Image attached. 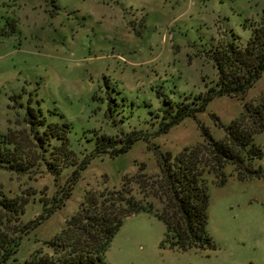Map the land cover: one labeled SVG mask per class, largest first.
I'll return each instance as SVG.
<instances>
[{"label": "rangeland", "instance_id": "obj_1", "mask_svg": "<svg viewBox=\"0 0 264 264\" xmlns=\"http://www.w3.org/2000/svg\"><path fill=\"white\" fill-rule=\"evenodd\" d=\"M262 17L264 0H0V133L11 130L31 145L22 119L30 106L59 124L74 158L88 159L70 197L22 235L6 264H24L44 247L86 191L120 188L123 177L139 171L157 174L158 153L173 159L202 141L201 126L212 139L223 137V126L240 115L244 102L256 104L264 96V67L243 97L213 96L195 116L165 132L160 128L178 105L202 102L216 82L211 49L222 38L243 47ZM252 140L263 153L255 162L261 176L238 179L229 163L222 184L213 172L204 173L205 230L213 247L172 248L164 239L165 222L152 210H139L123 218L105 262L264 264V130ZM49 144L46 158L61 139ZM26 151L31 159L37 155L34 148ZM74 167H62L61 184ZM129 185L137 199L144 197L137 182ZM55 187L43 163L24 173L0 167V198L34 193L27 195L24 223L44 212L40 199L48 202ZM146 199L162 207L155 197Z\"/></svg>", "mask_w": 264, "mask_h": 264}, {"label": "trees", "instance_id": "obj_2", "mask_svg": "<svg viewBox=\"0 0 264 264\" xmlns=\"http://www.w3.org/2000/svg\"><path fill=\"white\" fill-rule=\"evenodd\" d=\"M216 68V82L211 85L204 100L196 106L189 103L178 105L175 114L162 124L165 132L173 124L188 115H194L204 108L211 97L227 94L243 97L246 90L260 77L264 67V17L252 25L251 33L243 47L232 39L222 38L218 46L211 49ZM28 123L27 140L14 136L11 130L0 133V167L11 172H30L39 162L47 166L57 188L49 201L44 203V212L29 223L21 220L24 204L34 193L26 191L25 196L0 198V264H6L16 252L22 235L33 228L44 217L49 216L70 197L72 189L86 167L87 160L74 158L66 146L65 132H60L57 122L46 121L42 110L34 111L30 106L22 114ZM63 124H67L64 122ZM225 134L212 139L208 130L202 128V141L184 147L173 159L169 153L159 152V171L146 175L139 171L132 178L123 177L120 188H103L86 191L83 200L65 224L50 239L43 241L24 264H107L105 251L113 234L123 218L139 210H152L165 226V241L172 248L186 249L213 247L206 232V209L208 187L204 173L213 172L217 182L222 184L226 177L223 166H233L238 179H250L263 174L255 162L262 155L259 145L252 140L255 133L264 130V96L256 104L244 102L240 115L224 125ZM61 139V146H52L50 157L44 156L51 139ZM109 139V137H107ZM136 137L128 139L124 151ZM34 148L37 155L31 159L26 149ZM75 167L61 184L59 179L63 166ZM143 170V165L140 167ZM137 182L144 197L137 199L131 193L130 182ZM29 195V196H27ZM148 195L162 203L156 209ZM5 226V228H4Z\"/></svg>", "mask_w": 264, "mask_h": 264}]
</instances>
